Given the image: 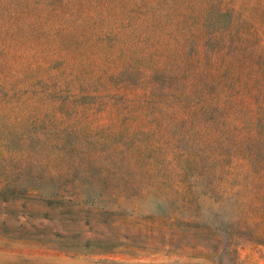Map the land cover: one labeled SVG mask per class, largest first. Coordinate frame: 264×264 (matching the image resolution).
<instances>
[{
    "label": "rangeland",
    "instance_id": "374dc122",
    "mask_svg": "<svg viewBox=\"0 0 264 264\" xmlns=\"http://www.w3.org/2000/svg\"><path fill=\"white\" fill-rule=\"evenodd\" d=\"M0 264H264V0H0Z\"/></svg>",
    "mask_w": 264,
    "mask_h": 264
}]
</instances>
